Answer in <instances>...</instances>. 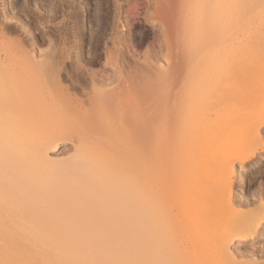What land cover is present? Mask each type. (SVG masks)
Wrapping results in <instances>:
<instances>
[{
  "label": "rangeland",
  "instance_id": "1",
  "mask_svg": "<svg viewBox=\"0 0 264 264\" xmlns=\"http://www.w3.org/2000/svg\"><path fill=\"white\" fill-rule=\"evenodd\" d=\"M261 118L264 0H0V159L41 141L59 204L93 157L167 172L166 264H264Z\"/></svg>",
  "mask_w": 264,
  "mask_h": 264
},
{
  "label": "bare ground",
  "instance_id": "2",
  "mask_svg": "<svg viewBox=\"0 0 264 264\" xmlns=\"http://www.w3.org/2000/svg\"><path fill=\"white\" fill-rule=\"evenodd\" d=\"M238 95L232 90L222 91V98L226 100ZM184 97L178 89L166 96L161 107L165 109ZM258 121L263 124L264 118ZM19 140L22 152L9 156L12 161L7 164L0 159V264L167 263L166 246L159 242L158 233L165 227L174 228L175 220L185 221L194 216L193 212L175 211L167 205L175 195L167 189V172H157L150 164L141 172H135L128 164L116 161L114 155L93 157L92 170H87L86 176L83 174L87 185L80 187L79 183L78 187L70 189L72 185L68 180L66 186L70 191L64 187L69 191L65 194L69 198L59 204V200L56 201L59 191L55 199L45 198L55 184L48 183L51 175L46 172L47 167L39 164L48 158L42 142L36 140L24 145V139ZM262 144L264 146V141ZM149 149L154 151L155 146L148 144V150L140 156L149 154ZM15 161L25 162L24 168L17 170ZM73 178L70 177L74 184L84 179ZM212 216V211L201 216L196 233L200 234L213 223ZM182 224L183 234H190L186 223Z\"/></svg>",
  "mask_w": 264,
  "mask_h": 264
}]
</instances>
